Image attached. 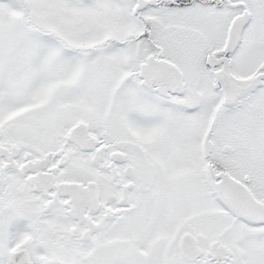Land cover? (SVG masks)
Returning <instances> with one entry per match:
<instances>
[{
  "label": "snow or ice",
  "instance_id": "snow-or-ice-1",
  "mask_svg": "<svg viewBox=\"0 0 264 264\" xmlns=\"http://www.w3.org/2000/svg\"><path fill=\"white\" fill-rule=\"evenodd\" d=\"M0 264H264V0H0Z\"/></svg>",
  "mask_w": 264,
  "mask_h": 264
}]
</instances>
